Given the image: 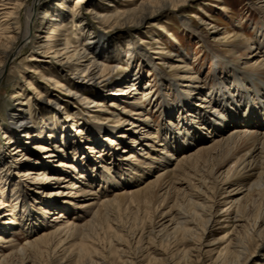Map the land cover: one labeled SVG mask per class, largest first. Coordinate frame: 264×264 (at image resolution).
<instances>
[{
    "label": "bare ground",
    "instance_id": "bare-ground-1",
    "mask_svg": "<svg viewBox=\"0 0 264 264\" xmlns=\"http://www.w3.org/2000/svg\"><path fill=\"white\" fill-rule=\"evenodd\" d=\"M93 1L102 4L114 0ZM91 2L75 0L73 9L68 0H0V16L4 17L0 21V88L5 85L10 64L26 55L30 62L28 78L22 76L20 81L12 82L10 125L0 136V143L13 152L7 154L0 147V264H110L111 254L122 259L123 264H136L142 250L139 244L144 240L141 214L148 216L151 226L147 245L165 258L166 264L173 262V257L165 256L166 248L173 243L193 242L179 255V261L187 264L193 253L201 252L202 239L217 218L213 208L216 204L229 206L220 210L224 213L235 210L233 239L226 258L220 262L246 264L264 244V4L254 5L262 28L256 30L253 41L240 34V25L233 39L225 32L210 42L190 23L181 22L183 28L201 39L213 64L224 69L211 76L210 87L205 90V82L194 72L186 53L166 57L163 51L157 59L167 72L155 63L153 49L142 48L134 37L144 19L166 9L172 11L188 0H144L139 9L129 14L109 13L102 8L95 12L90 7L97 5ZM88 4L91 6L84 14L82 8ZM87 13L108 26L133 17L131 28L126 27L131 32L118 35L117 27L115 34L104 30L99 33L87 25ZM72 24L82 40L76 45L70 44L67 37L58 39ZM150 27L161 29L156 21ZM128 55L141 57L143 62L136 65L145 63L155 75L151 81L159 86L148 81L141 87L138 73L121 74L118 56L122 59ZM106 59L113 64L106 65ZM47 60L63 68L58 76L61 81H56L55 86L67 84L81 92L101 87L103 94L99 97L126 106L117 109L124 118L112 114V119H107L114 125L92 126L97 134L106 133L104 144L118 143L123 148L119 154H112L114 160L94 177L85 174L87 168L82 162L73 167L61 161L55 169L42 162L44 156L55 161L78 146L70 135L65 136L70 138L69 144L62 142L64 150L51 135L38 138L46 124H35L32 113L36 105L48 106L39 96L47 94V89L36 86V82L47 80L41 75ZM78 98L79 106L92 103L88 98ZM62 101L54 103V114L64 108ZM151 108L159 109L161 114L154 130V119L147 113ZM75 111L76 117L81 116L84 108ZM69 117L66 113L55 122L61 121L65 131L61 136L73 130L74 126L67 122ZM7 125L3 124L2 130ZM34 142L37 145L30 148L28 144ZM90 153L98 155L100 150ZM101 156L98 159L102 160ZM18 157H23L21 167L26 168L21 173L15 170ZM230 162L232 167L222 172ZM124 165L131 170L127 169L129 174L120 179L117 167ZM64 183L68 185L61 187ZM9 185L11 190L7 189ZM240 189L245 195L236 199ZM110 192L115 194L112 199L99 201L98 197H109ZM168 201L172 205L164 211ZM128 210L133 211L132 219L124 213ZM52 212L53 219L47 220ZM71 214L87 215L88 219L81 225L70 223L67 216ZM20 232L28 238L21 246L13 240V235ZM76 239L79 243L72 244ZM252 241L257 245L251 250ZM59 253L62 256L55 259ZM262 258L259 256L258 261Z\"/></svg>",
    "mask_w": 264,
    "mask_h": 264
},
{
    "label": "rangeland",
    "instance_id": "rangeland-1",
    "mask_svg": "<svg viewBox=\"0 0 264 264\" xmlns=\"http://www.w3.org/2000/svg\"><path fill=\"white\" fill-rule=\"evenodd\" d=\"M15 0H13L14 2ZM74 1L75 0H68V5L74 9ZM92 1V2H91ZM111 1V0H110ZM144 0H131V2H128V0H114L112 2H103L102 4L98 1L89 0V3L91 2L92 5H97L90 7L91 4L87 5L86 7L83 6L82 11L86 14L87 8L94 9L95 12L99 11L100 8L102 10L104 9L106 12L113 13V11H119V12H127L126 14L132 13L135 10L140 8V5ZM94 2V4H93ZM264 4V0H188L186 4L180 7H176L174 10L167 11L164 10L161 12L160 15L153 17H148L143 20V22L138 26V29L136 30V33L134 34L135 39L138 40V43L141 44L142 48L151 47L154 51L152 54V58L155 60V63L159 68H164L161 65L160 60L157 58L162 56V52L165 51L167 53L165 56L170 57V53L180 54L181 52L186 53L189 56V60L191 65L194 68V72H196L200 79H203L205 82L203 85L205 90L209 89L211 79L213 77V74L215 75L216 71L222 70L224 72V69L222 66H216L213 64V60L211 59V56H209V53L206 51L204 43L201 41V39L198 38L196 35L197 32L201 33L202 35L206 36L208 41L212 42L214 40L213 37H223V34L227 32L233 39V35L237 34L238 25L242 27L241 29V35L245 38H248L250 41H253L254 35H256V30L258 28H262V24H259L260 18L256 8H254V5L256 7H260ZM179 9V10H178ZM132 16V15H130ZM4 17L0 16V21ZM87 25L94 26V29L101 33V31H108L109 35L115 34L114 28H117L116 31H118V35L121 34H129L131 30L128 32L126 27L131 26V24L134 22L133 17H125L121 19L119 23H115L114 25H106L101 20L95 19V17H92L91 14L87 13V15L84 16ZM184 20V22H188L192 25V28L195 29L196 33L192 30L189 31L181 26V22ZM129 21V22H128ZM158 23V25L161 26V29L158 27H150L151 23L155 22ZM128 23V26H127ZM194 25V26H193ZM97 28V29H96ZM131 27H129L130 29ZM165 29V32L164 31ZM112 30V31H111ZM115 31V32H116ZM63 33V34H62ZM62 36H60V39L68 38V41L72 45H76L80 43L81 36L80 33H78V28L75 26L69 25L64 29V32H62ZM262 34V33H261ZM108 35V34H105ZM108 35V36H109ZM263 35V34H262ZM132 38L133 33L130 34ZM140 36V37H138ZM41 40V39H40ZM153 40V41H152ZM43 42V41H42ZM157 43V44H156ZM203 43V44H202ZM57 44V42H56ZM159 44V45H158ZM218 44V43H217ZM204 45V46H203ZM220 48H222V52L225 51V48L221 45ZM117 50V49H116ZM221 52V53H222ZM225 54V52H223ZM222 53V54H223ZM119 55V54H118ZM164 56V57H165ZM27 57V55L25 56ZM25 57L18 59L14 64H10L8 67V71L5 73V85L0 88V136L4 134L6 130L9 129V107H10V97H11V85L13 81H20L22 76H26L28 78L29 74L28 72L30 67V62H28ZM48 59H51L49 57ZM163 59V58H162ZM119 63L120 73L125 74L126 72H134L138 73L140 75L141 87H144L145 84L148 83V81H153L155 78L154 73L151 71L150 68L145 67V63H142L141 66L136 65L139 62H143L141 60V57H135L130 58L128 55L127 57L124 56L122 59H117ZM49 61V60H47ZM108 63L106 65H111L113 63L112 60L106 59ZM162 61V60H161ZM116 65V64H114ZM27 66V67H25ZM45 68L42 67V74L44 77H47V80H41L44 81L43 84L41 81L36 82L38 85L37 88H46L47 94L39 95L41 96V102L45 101L47 102L48 106L45 105H36L37 109L34 110L32 113V116H35L33 118V122L35 124H46L45 130L42 131V134L40 132L39 139L43 138L42 136L51 135L52 139L54 141H57L58 147L61 146V149H65L63 143L69 144L70 138H65V136H72L74 139L73 141H76L78 146L75 147V149L69 152V154H65L64 156L60 154L58 158L53 160H49L45 158V156L42 159V162H44L47 166H50V168H56L60 164L61 161L65 162L68 166H76L79 162H82V166H86V172L85 174L88 175V177H94L95 175H98L101 173V170L103 167L107 164H109L111 161L114 160V156L112 154H119L122 152L123 148L122 146H119V144H110V142L107 144L103 143V138L106 137V133L97 134L93 131V124L99 123L104 125H114L115 122L107 121L109 118L112 119V114H118L120 119L124 118L123 115L119 111H117L118 107L120 109L126 107L125 105H122V103L118 101L110 100L109 98L102 96L99 97V95H102L103 89L101 87H96V91H85L81 92L80 90H73L70 85L64 84V87H57L55 86L56 81H61L58 79L59 73H61L62 69L58 66V64L54 61L52 62H46ZM162 66V67H161ZM232 70V68H230ZM25 70V71H24ZM167 72L168 69L164 68ZM228 72V70H226ZM212 76V77H211ZM68 77V76H67ZM35 80V79H34ZM150 82V84H156L155 82ZM8 82V83H7ZM97 89H100L97 91ZM158 90V88H156ZM38 96V95H37ZM88 98L92 101L90 104H86L83 106H79L80 98ZM56 99L58 101H62V111L54 114L53 108L55 107L54 103L56 102ZM78 101H77V100ZM94 101V103H93ZM114 103L115 107H109V104ZM121 104V105H120ZM79 108L80 110L84 108L83 114L81 116H75L76 114L75 109ZM86 109V110H85ZM66 113L70 115L69 119H67L68 124L73 127V130H70L68 135H60V133H64V128L61 124H57V118H63L65 117ZM87 113V114H86ZM120 113V114H119ZM150 116L154 119V125L153 130L155 129V123L159 122L160 119V111L159 109L156 110L155 108H151L147 112ZM81 114V113H80ZM71 119V120H70ZM2 124V125H1ZM3 124H8L5 130H2ZM68 125V127H69ZM61 126V127H60ZM38 132V130L36 131ZM116 136V135H115ZM111 137V136H110ZM1 138V137H0ZM1 140V139H0ZM116 139L114 138V141ZM3 140H1L2 142ZM63 142V143H62ZM38 142L30 143L28 146L32 148L34 145H37ZM0 147L6 151L7 154L13 153L10 151L9 148H6L4 143H0ZM77 147H80V149H77ZM93 148V149H91ZM100 150V153L103 157L102 160L98 159L97 154L90 153L91 150ZM197 150V149H195ZM34 152V150H31V154ZM193 152V151H192ZM27 156V155H26ZM92 161L89 160L88 158ZM28 158V156H27ZM97 158V159H96ZM104 160V161H103ZM52 161V162H50ZM17 165H16V171H26L25 167H21V163H23V157L17 158ZM15 164V163H14ZM13 164V165H14ZM79 165V164H78ZM233 162H230L224 167L221 171H225L226 169L232 167ZM95 166L96 169H93ZM69 169V168H68ZM93 172L94 174L89 173ZM131 170V168H128L126 165L124 166H118L117 167V176L120 179L125 178V174H129L128 170ZM133 169V168H132ZM61 170V169H60ZM136 170V169H135ZM15 171V174H18ZM71 171V169H69ZM98 173V174H97ZM76 175V174H75ZM70 184V182H69ZM12 185V184H10ZM9 185V190L12 189V186ZM67 183H64L61 185L67 186ZM14 187V186H13ZM59 187V188H61ZM240 193H237L235 196L236 199H239L241 197H244L245 193L243 189H240ZM109 197H98L99 201H105V199H112L114 197V193L110 192L108 193ZM220 203L222 204L221 198H216ZM12 203V200H11ZM9 204V203H8ZM171 201H168L166 204V209L164 211H168L171 207ZM229 207V206H226ZM223 205H215L213 208L218 212L217 218L215 219L214 223L210 224V227L207 229L206 234L204 238L202 239L203 247L201 248V252L199 254H192L191 261L187 264H222L223 261L220 262V260H223L226 258L227 254L226 251L229 249V244L232 241V230H233V217L235 214V210L233 209L229 213L221 212L220 210L226 208ZM132 210V208L130 209ZM126 211L124 212L126 214V217L133 218L134 216L133 211ZM55 213H59L60 211H54ZM52 212L51 216L48 217L47 220L53 219L55 214ZM171 212H173L171 210ZM145 214H141L140 218L143 220L144 224V236L142 243L139 244V248L142 246L141 252L137 255L139 257L137 259L136 264H158L154 262L152 259L156 258L159 259L161 262L160 264H166L165 258L161 257L158 253L154 252V249L152 247H149L147 245L149 240V233L151 232V226L149 227L148 222V216H144ZM147 218V219H146ZM170 218V217H169ZM68 221L70 223L81 225L85 221H87L88 217L87 215L84 216H78V215H68L67 216ZM46 225V222L43 223V226ZM160 225V224H159ZM159 227V226H158ZM146 228V229H145ZM157 228L155 230H158ZM42 230V229H41ZM39 230V231H41ZM38 231V232H39ZM13 240L17 245H23L25 242H27L28 238L25 236L24 233H16L13 235ZM75 242V243H74ZM79 240L76 239L72 242V244H78ZM133 246H136L137 243H133ZM193 245V242H189L187 244L185 243H173L168 248L165 249L164 254L166 257L171 258L173 257V262L168 264H185L183 261H179L180 257L179 255L183 252L189 249ZM257 245L256 241H252L251 250L254 249ZM146 247V248H145ZM1 248L4 249V245H1ZM144 249V250H143ZM4 252V250H1ZM114 251V249H112ZM260 253V255L258 254ZM264 256V244L256 249L255 255L246 263V264H264V258L262 260L258 261L259 256ZM61 253L57 254L55 256V259H59L61 257ZM228 258V257H227ZM261 259V258H260ZM110 264H123L122 259L118 258L116 255L111 254L109 257ZM165 261V262H164ZM57 264V263H54ZM67 264H75L74 262H70Z\"/></svg>",
    "mask_w": 264,
    "mask_h": 264
}]
</instances>
